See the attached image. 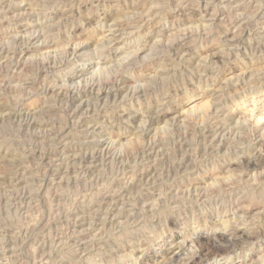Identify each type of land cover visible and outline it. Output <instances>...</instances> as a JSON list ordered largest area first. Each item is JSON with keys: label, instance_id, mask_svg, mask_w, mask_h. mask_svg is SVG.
Instances as JSON below:
<instances>
[{"label": "rangeland", "instance_id": "obj_1", "mask_svg": "<svg viewBox=\"0 0 264 264\" xmlns=\"http://www.w3.org/2000/svg\"><path fill=\"white\" fill-rule=\"evenodd\" d=\"M208 1L211 2L212 4L210 5V3H209L208 10H206L204 8V5H205L204 0H126V1L125 0H116V1L115 0H90V1L89 0H62L63 4L62 3L57 4V7L60 6L59 9H57V10L53 9V11L55 10L54 14H49L50 12H52L51 11L52 8H49L51 5L45 6V7L39 6V7H35V9L37 11L34 9L33 10L31 9L32 11L27 12L28 16L26 13V15H23L21 17H18L17 19H14L13 13L11 11L12 9L11 8L9 9V7L7 5V1L2 0V2H1V0H0V2H1L0 10L2 11V9L4 7L3 11L4 12H5V10L7 11V12H5L6 14L3 11H2L3 14H1L2 12L0 11L1 12L0 13L1 14L0 20H2V22L0 23V50L2 49L1 50L2 53L4 52L1 56L2 58L0 57V63H2L3 66L10 64L7 66L8 68H9V66L12 67V65L14 66L18 62L22 61V56H21L22 50H24L25 48H27L29 46V45H27V44H29V40H27V39H29L30 35H34L35 31H36V35H37V33H39L38 35H40V36L43 34L42 40L47 42L48 45L54 46V42H55V46L59 47V48L62 47L63 45H64L63 47H65L67 45V43L72 44L73 42L77 43L79 41H83L84 39H86V37L95 38L99 33L98 32L99 29H101V28L99 27V28H97V30H98L97 32H93V30H95V27H94L95 21L93 19H91L90 14H94L95 12H100L101 10H102L101 12H103V10H108L111 6H114V5L127 6V5L131 4L132 2H137L136 3L137 4L136 10L139 13L145 12V10L147 9L148 6H152V3H153V6L155 5L158 7L160 5L159 7H162L161 8L162 11L159 9L160 12L158 11L155 14V15H158L159 17H157V16L154 17V15H153V18L152 17L150 18L151 20L146 19L147 21L145 20L143 22H141V20L138 18L136 19V21H139L142 23L141 24L142 28L135 35L134 38L127 39L128 42L126 41V43L130 47L143 46V45L150 46V43H152L151 41L153 39L152 37H156L158 34H159L158 36H161V38H159L161 40V43H162V41H164L165 45L168 42V40L173 38L172 42H170L171 45L167 43V45H168V46L166 45L167 47L164 45V43H162L160 48H163V49L158 48V46L161 43L158 46H156L157 49H155L156 47L150 48L151 51L148 50L146 52L147 54L144 55L142 63H140L141 61H136L137 63L133 67V70L129 72V75L126 74V76L131 78V79H133V77H134V78H138V79L142 80L141 85H146L147 90H148L144 94V95H146V98L141 97L138 100V99H136L137 96H130L131 98L127 97L126 99H120L119 104H117L119 101H117L115 103L113 102L114 105H112V103L109 102V103L105 104L106 108L104 107L105 109L104 108L102 109V107H103L102 104L99 103L97 99H95V96H93L92 97L93 99L92 98L90 99V102H91L90 103V115L87 114V116H86V114L82 115V113H80L82 115V118L76 110H75V112L72 111L74 109H71V107L69 106V104H71V98H72V96H74V95H71L70 93L75 92V94H78L79 91H81V93H82L85 89V87H84L85 82H90V80H96L98 82V80H97L98 75H99V80H100V77L101 78L103 77L102 78L103 80L105 78H107L105 75H103V71L101 72L99 70V67H102V66H99V67H98V65L87 66L88 67V71H87L88 73L86 72V76H88L92 79L85 76V78H88L90 80L85 81V80H88V79H85L84 80L85 82L82 81L80 83L79 80H75V79L71 80L70 76L73 73H75V71L76 72L81 71V69L83 67L79 66V67H75L73 69V67L67 66V64L70 63L69 61L71 60V58H66L67 56H65V55L63 56V54H59L60 59H62L63 61H60L58 56H56V58H58V59H55V60H57L55 62H57V63L61 62L62 63V64L61 63L58 64L59 67L56 68L57 70L56 69H47V71L44 70L46 72L43 73L44 72L43 69L40 68L39 66H37L36 59L34 61H32L31 63L26 64V66L29 65V66H27V71H28L29 76H27L28 75L27 74L23 79L16 82L15 86H17L16 88L18 90V91L14 90L16 92V95L13 94V92H14L13 90L9 91L12 94L11 95L8 92V90H10V88L7 87L6 85L0 84V101H1L2 97L4 98V96L5 97L6 96L7 97L16 96L17 98L16 97H13V98L18 99V94H17V92H18L19 96L22 97V99L19 98L21 101L19 99H18L19 101L17 100V105L19 104L18 107L20 109H25L24 111H27L28 109H33L36 107V109H35L36 111H38V109H39V111H42L44 113L43 114L44 116L38 115L39 116L38 120L43 119V121H44V119L46 118L45 122H47L46 128L44 129L45 132L39 133L38 131H36L37 135H36V133L32 134L36 139L34 137L31 138L30 136H29V138H27V140L30 138L32 139V140L30 139V143L32 144L31 147H32L33 151H32V155L28 159V162L30 161L29 163H27V165L29 166V172H27L28 174L27 173L25 174V177L29 176V179H30L31 174L33 177L31 176L30 180L27 179V177H26L27 184L20 186L21 190L19 189V187H18L19 190L17 188H16V190H15V188L14 189L12 188L14 192L18 193L17 195H16V193L12 192L11 188L0 190V196L1 195L4 196V197H2V196L0 197V200L2 199L0 201V203H1L0 204V223L3 221L2 225L0 224V236H1V238H0V240H1L0 241V261L1 262H0V264H47V263L48 264H68V263L69 264H147L148 262H150L151 264H156V263L160 264L161 263L160 261H162L164 256L171 257V256H173L172 253H175V252H176V254H178L177 257H179V258H177L175 262H171L172 264H192L191 263V261L193 260L192 258L193 257L195 258L197 255L202 254V256L204 258H207V257L210 258V256H208V255L214 253L213 248H210V243L215 241V239L217 238L218 232H220V231L229 234L228 240L230 241V244L232 245V247L230 246L231 249H230V247H228V251H231V253L234 254L233 258H230V259L226 258L224 260L212 262V263L206 262L205 264H240V263L243 264L244 263L243 260L239 258V255L241 252V247H239V245H236L237 243H235L233 241V238L231 236V233H233L236 229H240V231H243V236H242L243 238H248V239L250 238V240L252 241L251 245L247 249L242 250L243 256L244 257L246 256L245 257L246 261L251 259L252 264H261V262L264 263V229H263L264 228V217H263L264 216V182H263L264 181V175H263L264 174V152L261 150V146H260L261 144L260 145L258 144L257 146L254 145V142L249 139V136H248V138H246L242 141L239 140L241 142H239L238 140L234 141V143L229 145V146H231V148H233V149L234 148L240 149V153H239V156L238 155H237V157L234 156L235 158L233 156H231L230 158H233L231 160L232 161L234 160V162H236L237 164L232 163V162L228 163V164L224 163L219 167L220 169L219 168L216 169L215 173L213 174L214 175L213 177L215 178L217 176H220L219 177L220 180L219 179L215 180L216 184L214 187H212L213 188L212 191H211V188L208 190H204L203 188H196V187L191 185L193 187L192 188L189 185L190 180H187L188 174H189V172H191V169H187V168H189L191 166L192 162L195 163V162L199 161L202 158V156L205 159L208 158V156L205 152H201V153L198 152L199 147H197V141H194L193 146L185 143L186 141H188L185 139L190 140L192 135L195 136L194 131H192L191 129L189 130L185 124H184V126L182 125L179 127V125H177V123H175V124L172 123L169 126H167V128H168V129L166 128L167 130L164 128L163 132L161 130L160 132L156 133L157 135L154 132H152L151 134L140 133L141 137H137L138 136V134H137V136H135V137L139 140L138 141V140H136V138L132 134V132L134 131L133 128H135V126L137 127V125L132 124L131 121L127 122V120H124L123 118H121V114H120L123 109H130L133 111V113H134L133 115H135V114L138 115L140 113V115H138L137 118L141 119L142 114H143L142 112H144L146 110V107L152 106L153 108H157L159 106V104L164 99H168V98L173 99L176 97L177 99H179L180 101L183 102L184 98H185L184 97L185 91L187 89H191L194 86V84L196 83L197 77L199 78V75H201V72L198 71V73H197V71H195L194 68H192V67L197 66L196 61L199 60V57L201 58L202 55L210 54L212 50H214L216 47H218V45H220L221 40H222V44H223V40H225V39L226 40L228 39L232 42L234 41L233 43H224V50L226 49L227 51L225 50L223 52V55L220 58L218 57L215 59V61L217 62V64L219 66H227L226 69L229 68L228 66H237L238 65L237 63H239V61L243 62L245 58H246V61L248 62L250 59H251L250 61L257 60L259 58V56L261 57L264 55V50H263L264 46H261V50H260V47L259 48L257 47V48H251L247 53H244L242 51L243 52V55H242L241 51L237 50V49H241V48H238L235 45L236 44L235 40H239L243 36V33L245 34L244 31H246V29L260 30L261 32H263L262 37L264 39V0H235V1H238L239 5H241L237 11L222 10V8L220 7V5L217 4V2L214 3V1H211V0H208ZM69 2H71L70 4H72L73 6L70 5ZM213 3H214V5H213ZM102 4H103L104 8H103ZM111 4H113V5H111ZM1 6H2V8H1ZM92 6H93V8H92ZM100 6H101V8H100ZM65 7H66V9H65ZM71 7H73V8H71ZM260 7H261V9H260ZM39 8L41 9L40 10L41 14H38V15L36 14L37 15L36 18L39 20V21L38 20L36 21V18L33 16H36L34 14L35 12L36 13L39 12V10H38ZM8 9L10 11H8ZM67 9H71V10L69 12H67ZM125 9L127 11L131 10L129 7H125L124 10ZM206 11H208V12H206ZM55 12H56V14H55ZM77 12H78V14L76 15ZM29 13H31V14H29ZM73 13H75V14H73ZM8 14L10 17L8 16ZM44 14H46V15H44ZM207 14H208V17H207ZM209 14H211V15L213 14L216 16V17H214V20H209ZM238 15H242V19H243L244 23H243V21H241V22L236 21ZM30 16H32V17H30ZM228 16H230V17H228ZM52 17H54V19L57 18L54 21L55 22L54 23L55 27L53 29L54 32L53 31L51 32L45 28V23L47 22L46 24L50 25V22H52V20L50 22H49V20L52 19ZM65 17H66V19H64ZM235 17H236V20H234ZM7 18H10V20H8ZM46 18H47V20H45ZM225 18H226V20H225ZM63 19H64V21H63ZM85 19H87V20H85ZM228 19H230V20H228ZM16 20L18 23L16 22ZM173 20H174V22H173ZM31 21H33V24L31 23ZM68 21H69V23H68ZM70 21H72V22H70ZM92 21H93V23H92ZM61 22L63 25H61ZM191 22L196 23V24L199 23V25L202 24L201 29L199 28L200 31H199V29L197 31L198 35H196L197 34L196 32L195 33L193 32V34L189 32V33H187V35H186V33H184L185 35L182 34L181 32L183 31V29L187 28L191 24ZM35 23L40 24L41 26H39ZM203 23H205V24L203 25ZM56 24H58V25H56ZM207 24H210V25L207 26ZM237 24L238 25L242 24V25L238 26ZM64 25H65V27H63ZM222 25H223V27H222ZM243 25H245V26L243 27ZM22 27H24V28H22ZM56 27H58L57 29H59V30H57ZM6 28H8V29H6ZM69 28H70V30H68ZM222 28H224L223 29L224 31L222 30ZM42 29H43V33L40 32ZM23 30H25V31H23ZM44 30H46V31L44 32ZM31 31L33 34L31 33ZM207 31H209V33H207ZM81 32L83 33L82 35H80L81 37L80 36L74 37ZM178 32L180 33V35ZM46 33L47 34L51 33L52 35L48 34L49 36H47ZM23 34H25V36ZM57 34H59V36ZM90 34H91V36H90ZM174 34L178 35L179 37L174 36ZM14 35H15V37H14ZM138 35H139V37H138ZM26 36H28V37H26ZM170 36H172V37H170ZM23 37H26V38L24 39ZM67 37H68V39H67ZM186 37L187 38L189 37V38L187 39ZM8 38L11 41L8 40ZM48 38H49V40H48ZM179 38L181 40H184V42L180 41ZM184 38H186V39H184ZM200 38H202V39L200 40ZM58 39H59V41H58ZM190 39L192 40V42H190ZM130 40H132V41H130ZM129 41H130V43H129ZM194 41H195V43L193 44ZM64 42H66V43H64ZM1 43H3L2 44L3 46L1 45ZM22 43H24V45H22ZM49 43H52L53 45L49 44ZM179 43L180 44L184 43L183 44L184 48L178 50L177 45H179ZM163 46L166 48H164ZM168 47H170V48H168ZM244 47H245V44H244ZM10 48H12V51H8V50H11ZM255 49L256 50L258 49V51L256 52ZM109 50L107 48H105L103 53H98L95 56V58H97L96 62L103 61L108 56V53L110 52ZM158 50L159 51L161 50V51L158 52ZM169 50H171V51H169ZM228 50H231V51H228ZM259 50L262 51V53L259 52ZM151 52H153V55L151 54ZM148 53H150V54H148ZM154 53H156V54L154 55ZM161 53H163V54H161ZM238 53H240V54H238ZM200 54H202V55H200ZM226 54L228 57L226 56ZM6 55H8V56H6ZM37 55L35 53L36 57H37ZM60 55H62L63 57ZM20 57H21V59H20ZM9 58H11V59H9ZM234 58H236V60ZM247 58H249V59H247ZM196 59H198V60H196ZM106 60H107V58H106ZM189 60H191V61H189ZM13 61H15L17 63H15ZM258 61H259V63L261 62L260 60H257V63H258ZM64 62H66V63H64ZM86 62L87 61H83L82 64H84V66H85ZM158 62H160V63H158ZM3 63H6V64L4 65ZM143 63H144V65H143ZM30 65H32V66L30 67ZM61 65H63L64 68L69 67V70H67V72L65 73L68 75H62V74L58 73L60 70L63 69V68L60 69ZM77 65H79V63H77ZM34 67L39 68V70L36 69V71H35ZM168 67L172 72L171 73L168 71V73L170 74L168 76L169 82L168 81L165 82L166 85L161 87L160 82H156V81H158L157 80L158 79L157 74L159 71H162L163 68H168ZM160 69H162V70H160ZM91 72L93 73V75L89 74ZM173 73H175V74H173ZM39 74H41V75H39ZM45 74H47V75L44 78ZM195 74H197V76H194ZM96 75H97V77H96ZM132 75H134V76H132ZM149 75L151 76L150 80H148V78L150 77ZM154 77H155V79H154ZM156 77H157V79H156ZM194 77H195V80H193ZM49 78H51V79H49ZM54 78H55V80H54ZM57 78H60V79L58 80ZM46 79H48V80H46ZM47 81H48V83H47ZM170 81H171V84H169ZM50 82H51V85L49 84ZM64 82H66L65 83L66 85H64ZM73 82H75V83H73ZM42 83H44V84H42ZM52 83H53V85H52ZM37 84H38V86H37ZM154 84H156V85H154ZM20 85H21V87H20ZM76 85H79V86H76ZM151 85H153V86H151ZM4 86H5V89H3ZM49 86L51 88H49ZM81 86H83L84 88H82ZM59 87L61 88V91H60ZM67 87H69L68 91H66ZM76 87L79 89H77ZM7 88H9V89L7 90ZM53 88H54V90H52ZM72 88H74L75 90L73 89L74 90L73 91ZM167 88H169V89H167ZM55 89H57V90L55 91ZM69 89H71V90L69 91ZM82 89H83V91H82ZM162 89H165V92H163ZM58 90H59V92H58ZM64 90H65L66 96H68L67 98H65L66 96L64 95L65 94ZM1 91H3L4 93ZM52 91L53 92L55 91L54 92L55 94L52 93ZM67 92H69V93H67ZM50 93H51V97H50ZM61 93H62V95H61ZM150 93H151V95H149ZM25 94H27V95L25 96ZM52 95H53V97H52ZM56 95L58 96V98ZM152 95H154V96H152ZM62 96H64L63 99L61 98ZM70 96H71V98H69ZM249 96L251 97L252 95H249ZM49 97H50V99H49ZM53 98L56 101L53 100ZM68 99H69V101H68ZM147 99H148V101H145ZM260 99L262 102H259L258 106H259L260 110H262L264 108V97H262ZM49 100L52 101V103ZM65 100L68 102H66ZM94 101L98 104L95 105L96 103ZM166 101H168V100H165V103H166ZM125 102L127 104H125ZM92 103L94 104V106H91V105H93ZM155 103H156V105H154ZM46 105L49 108V110L46 107ZM51 105H52V107L53 106L54 107L51 108ZM42 106H43V108H42ZM124 106H125V108H124ZM97 108H100V110L101 109L102 110L100 111ZM160 108H161L160 110L164 109V111H161V113H159L157 116H159L160 118H164V120L171 121V119L175 115V110L177 109V107L172 106V109H171L172 111L169 112L170 114H166V113L164 114V112L166 111V108L164 106H161ZM53 109H55V110H53ZM113 109H116V110L118 109V110L116 111ZM137 109H138V111H137ZM44 110H45V112H44ZM71 111L74 113H71ZM96 112H98L97 114H99V115H97ZM102 113H104V114L101 115ZM51 114L53 116H51ZM94 114H96V115H94ZM57 115H59V116H57ZM76 115H78V116H76ZM60 116H62L61 117V118H63L62 120L59 118ZM57 117H58V119H57ZM76 117H79V120ZM47 118H49V120ZM51 118L54 119V121H52ZM62 121L65 123H62ZM84 123L85 124L87 123L88 125H85ZM99 123H100V125H99ZM58 124H60V126ZM138 125H140V124H138ZM94 126H95V128H94ZM85 127H87L88 129ZM92 127L95 130H93ZM169 128H170V130H169ZM185 128H187V129H185ZM61 129H64V130H62L63 132L61 131ZM91 130H93V132ZM174 130H176V131H174ZM187 130H189L191 133ZM49 131H53V132L50 133ZM87 131H88V133H87ZM98 131H101L102 134L99 133ZM85 132L87 134H85ZM108 132H109V134H107ZM177 132H180L181 134L177 133ZM187 132H189V133H187ZM49 133H50V135H49ZM67 133H68V135H67ZM119 133L124 134L125 136H127V138L122 140V142H121L122 144L121 143H115V144L110 145V143H109L110 140L115 141L117 134H119ZM72 134L73 135L75 134V135L72 136ZM77 134H78V136H77ZM100 134H101V136H100ZM187 134L189 135V137ZM38 135H40L42 137V140H41V137ZM87 135H89V136H87ZM154 135H156V136H154ZM65 136H67V138ZM96 136H98L99 139ZM63 138H66V139H63ZM68 138H71V139L69 140ZM95 138H96V141H95ZM108 138H109V140H108ZM161 138H163V139H161ZM112 139H114V140H112ZM164 139H166V140H164ZM72 140L75 141L76 143L75 142L72 143ZM97 140L99 143L97 142ZM99 140L100 141L103 140V141H101L102 143ZM245 140L247 143L245 142ZM248 140H249V142H248ZM36 141H40L43 143L42 144L40 142L37 143ZM78 141H80L79 144H77ZM82 141L88 142V144H85V143L81 144ZM47 142H48V144H47ZM125 142L128 143V144H126V146H125ZM38 144L40 147H42V146L43 147L39 148ZM123 144H124V146H123ZM136 144H137V146H136ZM151 147H152V149H151ZM51 148L54 151H52ZM196 150H198V151L196 152ZM244 150H246V151H244ZM120 151H122V152H120ZM191 151L194 152V154ZM33 152H35V153H33ZM76 155H77V158H76ZM200 156H201V158H200ZM133 157H135V158H133ZM189 157L190 158L192 157V158L190 159ZM192 159H193V161H192ZM235 164L237 166H235ZM256 164H257V166H256ZM179 165H181L180 166L181 168L179 167ZM176 166H177V168H176ZM228 168H230L229 170H231V171H229L230 173L226 172V170H228ZM44 169H45V171H44ZM184 169H186V171ZM41 170H42V172H41ZM40 173H42V174H40ZM231 173H232V175L237 174V176H232ZM234 173H236V174H234ZM228 174L231 175L230 179L231 178L235 179V177H237V178L235 180L229 179L228 181H224L223 179H221L223 176H227ZM256 174H258V175H256ZM123 175H124V177H123ZM169 175L171 176V178ZM174 175H175V177H174ZM257 176L260 180L257 178ZM66 177H68V178H66ZM177 177H179V178H177ZM184 179H186L187 181H183ZM237 179H239L240 181L238 182ZM35 180H36V182H35ZM138 180L139 181L141 180V181L139 182ZM217 180L221 181L222 184L220 182H218ZM28 181H29V183H28ZM233 181H237L238 183L237 182L236 183L237 184L240 183V184L237 185L235 182L233 183ZM254 181L256 182V184L254 183ZM119 182L121 185H119ZM208 182L212 183L213 180L212 181L209 180ZM224 182H226V183H224ZM230 182H232L233 185L230 184ZM170 183L174 184V185H171ZM245 183L248 186H245L246 185ZM257 183H258V186H257ZM220 184L223 186H221ZM225 184H227V185H225ZM228 184H230V185H228ZM103 185H106V186H103ZM240 185H242V186H240ZM25 186H26V189H24ZM28 186H29V188H28ZM200 186H203V184H200ZM219 186L221 187L220 190L215 189V188H220ZM226 186H227V188H226ZM49 187H51V188H49ZM230 187H231V189H230ZM234 187H235V189H234ZM118 188H119V190H118ZM187 188H190V189H187ZM223 188L226 189V191ZM243 188H245V189H243ZM255 188H257V189H255ZM140 189H142V190L140 191ZM186 189H187V191H186ZM8 190L11 193H9ZM98 190H100V191H98ZM164 190H166V191H164ZM177 190H180V191H177ZM216 190H218L217 193H216ZM222 190L225 192H222ZM1 191H3V194H1L2 193ZM18 191H20V192H18ZM57 191H59V192H57ZM175 191H176V193H175ZM252 191H254V193ZM22 192H23V194H22ZM100 192H102V194ZM177 192H179V194ZM96 193H98V194L95 195ZM212 193H214V194L212 195ZM244 193H247V194H244ZM251 193H253V194H251ZM74 194H76V195H74ZM228 194H230V195H228ZM249 194H251V196ZM91 195L93 197H90ZM248 195H249V197H247ZM13 196H15V197H13ZM86 196H88V197H86ZM255 196H257L258 198H256ZM48 198H51V199H48ZM9 199L11 202L9 201ZM45 199L49 200V202L48 201L46 202ZM224 200L227 203H225ZM105 204L108 206V208ZM154 204H156V205H154ZM189 206H190V209H189ZM141 207H142V210H141ZM83 208H84V210H83ZM163 208L166 210H163ZM39 209H40V211H39ZM105 209L106 210L108 209V210L106 211ZM195 209H197V210L195 211ZM57 212H60V213H57ZM139 213L140 214L142 213V214L140 215ZM190 213H192V214H190ZM56 214H57V216H56ZM86 214H87V216H86ZM28 215H29V217H28ZM128 215H130L131 217ZM95 216H97V217H95ZM150 217H151V219H150ZM36 218H37V220H36ZM135 218L137 219V221ZM178 218H180V219H178ZM194 218H196V219H194ZM140 219H142V220H140ZM126 220H128V223ZM223 220L227 221L226 222L227 224L225 227H223L221 229H219V228L214 229V228L209 227L210 224L212 225V223L213 224L222 223ZM4 222H5V224H4ZM205 222H208V225L204 228V230L202 229V231H200V232L196 231V233H195V229L198 227L197 225H200V223L202 225ZM7 223H9V224L7 225ZM33 224H34V226H33ZM65 224H66V226H64ZM9 225L12 227H10ZM165 225H166V227H165ZM140 226H143V227H140ZM21 229H22V231H21ZM84 229H86V230H84ZM134 229H136V230H134ZM11 230H12V232H11ZM107 230L110 232H108ZM17 231H18V233H17ZM135 231L137 233L139 232L137 234V236L135 235L136 234ZM159 231H161V232H159ZM153 232L156 234V238H155L156 241L152 244V246L150 247V250L159 243H162L161 247H163V250L162 251L160 249L157 250L156 254L151 253V251L144 250L146 248L149 237L153 234ZM140 234H141V236H140ZM10 235L13 238H10ZM49 236H51V237H49ZM14 237L16 238V240ZM89 237H90V239H89ZM36 238H37V240H36ZM107 238H108V240H107ZM84 241H86V242H84ZM130 243H131V245H130ZM37 245H39V246H37ZM84 245H85V247H84ZM17 246H18V248H17ZM105 246H108V248H106ZM29 247H30V249H29ZM12 248H14V249H12ZM50 248H51V250H50ZM16 249H18V250H16ZM76 249H78V250H76ZM26 250H27V253H26ZM114 250H116V251H114ZM10 255H11V257H10ZM116 255H117V257H116ZM18 256H19V258H18ZM74 256H76V257H74ZM100 256H102V258ZM46 260H48V261H46ZM62 261H63V263H62Z\"/></svg>", "mask_w": 264, "mask_h": 264}, {"label": "bare ground", "instance_id": "obj_2", "mask_svg": "<svg viewBox=\"0 0 264 264\" xmlns=\"http://www.w3.org/2000/svg\"><path fill=\"white\" fill-rule=\"evenodd\" d=\"M5 1V0H4ZM7 1V5L9 7V9L11 8L12 10V13H13V17L14 19H17L18 17H21L23 15H26L27 12L29 11H32L33 9H35V7H39V6H49L51 5L49 8H52V12H50L49 14H54V11L59 9V7H57V4L58 3H62V0H6ZM90 1V0H89ZM116 1V0H115ZM126 1V0H125ZM211 1H214L217 2L218 5H220V7L222 8V10H227V11H237L239 9V7L241 5H239L238 1H235V0H211ZM2 2V0H1ZM0 2V4H1ZM92 2V1H91ZM124 2V1H123ZM129 2V1H128ZM142 2V1H141ZM5 3V2H4ZM68 3V2H67ZM71 2H69L70 4ZM118 3V2H117ZM120 3V2H119ZM137 2H132L131 4L127 5V6H122V5H114V6H111L108 10H103V12H95L94 14H90V17L91 19H93L95 21V30H93V32H97V28H101L99 29V33L98 35L95 37V38H88L86 37V39H84L83 41H79L77 43H72V44H68L63 47H56L55 46V42H54V46H51V45H48L47 42H45L44 40H42V35H38L39 33H37L36 35V31L34 32V35H30L29 39V45L27 48H23L24 50H22V61L21 62H15L17 64H15L14 66L12 65V67L9 66V68L7 67L8 65H5L6 63H3L5 66L2 65V63H0V84H3V85H6L7 87L10 88V90H8L9 88H7L8 92L11 91V90H17V86L16 85V82L17 81H20L21 79H23L27 74H28V71H27V65L28 63H31L32 61H34L36 59V64L37 66H39L40 68L47 71V69H56L58 68V64H60L61 62L57 63L55 61V59H58L60 61H63L62 59H60L59 57V54H63V56H67L66 58H71V60L69 61L70 63L67 64V66L69 67H73V69L75 67H83L81 69V71H75V73H73L71 76H70V79L71 80H79V82L81 83L82 81L85 82V81H89L90 77L86 76V72L88 71V67L87 66H92V65H98L99 66H102V67H99V70L102 72L103 71V75H105L107 78H105L104 80L100 77V80H99V75H98V82L96 80H90V82H85V89L83 91L82 89V93L81 91L78 92V94H75V92H71L70 94L71 95H74L69 97L71 98V104H69V106L71 107V109H74L72 111L75 112V110L80 114L82 113V115L86 114H89L90 115V99L95 96V99L98 100L99 103L102 104V109L105 107V104L111 102L112 105L113 102H117L119 101L120 99H126L127 97H130V96H137L136 99H140L141 97H144L146 98V95H144L146 93L147 90V87L146 85H141V81L140 79L138 78H134L131 79L129 77L126 76V74L129 75V72L133 70V67L136 65V61H141L140 63H142L143 61V58H144V55L147 54L146 52L148 50H150V48H154L156 46H158L160 43H161V40L159 38H161V36H156V37H152V43H150V46L148 45H143V46H135V47H130L126 41L127 39H131V38H134L135 35L139 32V30L142 28V23L143 21H145L146 19L147 20H151L150 18L152 17L153 18V15L154 17H159L158 15H155L159 9L161 10L162 7H157V6H153V3H152V6H148L147 9L145 10V12H141L139 13L137 10H136V4ZM139 3V2H138ZM209 3L210 5L212 4L211 2H209L208 0H204V8L206 10H208V7H209ZM213 3V5H214ZM245 3V2H244ZM262 3V2H261ZM3 4V3H2ZM63 4V3H62ZM61 4V5H62ZM65 4V3H64ZM68 4V5H69ZM116 4V3H115ZM162 4V3H161ZM216 4V5H217ZM72 5V4H70ZM78 5V4H77ZM100 5V4H99ZM113 5V4H111ZM125 5V4H124ZM149 5V4H148ZM189 5V4H188ZM199 5V4H198ZM215 5V6H216ZM66 6V5H65ZM73 6V5H72ZM103 6V4H102ZM109 6V5H108ZM256 6V5H255ZM7 7V6H6ZM7 7V8H8ZM125 7H129L131 10L130 11H126L124 10ZM244 7V6H243ZM2 8V6H1ZM41 8V7H40ZM38 9L39 12L38 13H34L35 15L37 14H41L40 10L41 9ZM47 8V7H46ZM73 8V7H71ZM93 8V6H92ZM101 8V6H100ZM104 8V6H103ZM165 8V7H164ZM192 8V7H191ZM220 8V9H221ZM263 8V7H262ZM4 9V7H3ZM2 9V11H3ZM8 9V11H10ZM32 9V10H31ZM53 9H55L53 11ZM66 9V7H65ZM77 9V8H76ZM90 9V8H89ZM176 9V8H175ZM261 9V7H260ZM43 10V9H42ZM71 9H67V12H69ZM213 10V9H212ZM218 10V9H217ZM1 11V10H0ZM1 11V12H2ZM37 11V10H36ZM74 11V10H73ZM72 11V12H73ZM87 11V10H86ZM98 11V10H97ZM140 11V10H139ZM162 11V10H161ZM215 11V10H214ZM0 12V13H1ZM4 12V11H3ZM3 12L1 14H3ZM5 12H7L5 10ZM4 12V13H5ZM57 12V11H56ZM55 12V14H56ZM64 12V11H63ZM79 12V11H78ZM78 12L76 13V15L78 14ZM82 12V11H81ZM160 12V11H159ZM208 12V11H206ZM255 12V11H254ZM259 12V11H258ZM9 13V12H8ZM164 13V12H163ZM162 13V14H163ZM202 13V12H201ZM200 13V14H201ZM244 13V12H243ZM0 14V15H1ZM6 14V13H5ZM31 14V13H29ZM47 14V13H46ZM44 14V15H46ZM75 14V13H73ZM83 14V13H82ZM85 14V13H84ZM225 14V13H224ZM36 16H33V17H37ZM43 15V14H42ZM41 15V16H42ZM71 15V14H70ZM69 15V16H70ZM80 15V14H79ZM244 15V14H243ZM7 16V15H6ZM5 16V17H6ZM9 16V14H8ZM27 16H28V13H27ZM63 16V15H62ZM68 16V15H67ZM199 16V15H198ZM1 17V16H0ZM10 17V16H9ZM16 17V18H15ZM32 17V16H30ZM44 17V16H43ZM80 17V16H79ZM204 17V16H203ZM207 17H208V14H207ZM214 17H216L215 15H211L209 14V20H214ZM230 17V16H228ZM234 17V16H233ZM23 18V17H22ZM26 18V17H25ZM24 18V19H25ZM45 18V17H44ZM56 18V17H55ZM86 18V17H85ZM140 19L141 22L139 21H136V19ZM149 18V19H148ZM232 18V17H231ZM246 18V17H245ZM250 18V17H249ZM8 20H10V18H7ZM43 19V18H42ZM57 19V18H56ZM54 17H52V19L49 20V22L52 20V22H50V25H47L45 23V28L49 31H53L54 27H55V20ZM59 19V18H58ZM61 19V18H60ZM66 19V17L64 18ZM63 19V21H64ZM80 19V18H79ZM84 19V18H83ZM176 19V18H175ZM181 19V18H180ZM208 19V18H207ZM206 19V20H207ZM251 19V18H250ZM4 20V19H3ZM13 20V19H12ZM19 20V19H18ZM34 20V19H33ZM38 19L36 18V21ZM41 20V19H40ZM47 20V18L45 19ZM74 20V19H73ZM82 20V19H81ZM80 20V21H81ZM87 20V19H85ZM89 20V19H88ZM146 20V21H147ZM179 20V19H178ZM197 20V19H196ZM226 20V18H225ZM230 20V19H228ZM234 20H236V17L234 18ZM252 20V19H251ZM22 21V20H21ZM20 21V22H21ZM35 21V20H34ZM39 21V20H38ZM60 21V20H59ZM62 21V20H61ZM62 21V22H63ZM163 21V20H162ZM237 22H241L243 21L242 19V15H238L237 16ZM2 22V20H0V23ZM15 22V21H14ZM17 22V20H16ZM15 22V23H16ZM27 22V21H26ZM30 22V21H29ZM43 22V21H42ZM61 22V25H63ZM72 22V21H70ZM89 22V21H88ZM174 22V20H173ZM18 23V22H17ZM23 23V22H22ZM31 23L33 24V21H31ZM69 23V21H68ZM80 23V22H79ZM90 23V22H89ZM93 23V21H92ZM212 23V22H211ZM214 23V22H213ZM221 23V22H220ZM244 23V21H243ZM242 23V24H243ZM246 23V22H245ZM24 24V23H23ZM22 24V25H23ZM26 24V23H25ZM37 24V23H35ZM66 24V23H65ZM84 24V23H83ZM190 24V23H189ZM205 23H203L204 25ZM219 24V23H218ZM236 24V23H235ZM234 24V25H235ZM242 24L238 25V26H241ZM14 25V24H13ZM39 26H41L40 24H37ZM58 25V24H56ZM202 24L199 25L196 24V23H192L185 29H183V31L181 32L182 34L186 33H192L193 32L197 33L196 35H198V29L200 28L201 29V26ZM210 24H207V26H209ZM212 25V24H211ZM232 25V24H231ZM18 26V25H17ZM28 26V25H27ZM44 26V25H43ZM42 26V27H43ZM206 26V25H205ZM206 26V27H207ZM218 26V25H217ZM245 25H243L244 27ZM26 27V26H25ZM33 27V26H32ZM65 27V25L63 26ZM223 27V25H222ZM234 27V26H233ZM253 27V26H252ZM24 28V27H22ZM39 28V27H38ZM58 27H56L57 29ZM61 28V27H60ZM68 28V27H67ZM72 28V27H71ZM208 28V27H207ZM219 28V27H218ZM8 29V28H6ZM199 29V31H200ZM221 29V28H220ZM224 28H222L223 30ZM239 29V28H238ZM244 29V28H243ZM4 30V29H3ZM34 30V29H33ZM36 30V29H35ZM40 30V29H39ZM38 30V31H39ZM59 30V29H57ZM65 30V29H64ZM70 30V28L68 29ZM67 30V31H68ZM236 30V29H235ZM8 31V30H7ZM25 31V30H23ZM46 30H44L45 32ZM89 31V30H88ZM147 31V30H146ZM161 31V30H160ZM178 31V30H177ZM224 31V30H223ZM41 33H43V29L40 31ZM54 32V31H53ZM91 32V31H90ZM143 32V31H142ZM149 32V31H148ZM213 32V31H212ZM238 32V31H237ZM245 34L243 33V36L239 39V40H235V45L238 47V48H241V49H237L239 51H241L242 55H243V52L244 53H247L251 48H259L260 47V50H261V46H264V39H263V35L260 30H252V29H246V31H244ZM28 33V32H27ZM32 33V31H31ZM162 33V32H161ZM177 33V32H176ZM179 33V32H178ZM207 33H209V31H207ZM218 33V32H217ZM216 33V34H217ZM33 34V33H32ZM47 34V33H46ZM49 35L51 33H48ZM47 34V36H49ZM68 34V33H67ZM83 33H79L77 34L76 36L74 37H78L80 35H82ZM92 34V33H91ZM90 34V36H91ZM147 34V33H146ZM151 34V33H150ZM173 34V33H172ZM25 36V34H23ZM22 35V36H23ZM29 35V34H28ZM52 35V34H51ZM59 36V34H57ZM93 35V34H92ZM141 35V34H140ZM180 35V33H179ZM185 35V34H184ZM201 35V34H200ZM17 36V35H16ZM46 36V37H47ZM173 36V35H172ZM170 36V37H172ZM174 36H178L176 34H174ZM190 36V35H189ZM206 36V35H205ZM239 36V35H238ZM15 37V35H14ZM28 37V36H26ZM26 37H23L24 39ZM51 37V36H50ZM62 37V36H61ZM81 37V36H80ZM93 37V36H92ZM139 37V35H138ZM179 37V36H178ZM197 37V36H196ZM233 37V36H232ZM17 38V37H16ZM15 38V39H16ZM21 38V37H20ZM45 38V37H44ZM181 38V37H180ZM179 38V39H180ZM187 38V37H186ZM184 38V39H186ZM189 38V37H188ZM187 38V39H188ZM206 38V37H205ZM204 38V39H205ZM19 39V38H18ZM68 39V37H67ZM77 39V38H76ZM141 39V38H140ZM139 39V40H140ZM173 39V38H172ZM172 39L168 40V44H170V42H172ZM193 39V38H192ZM202 38H200L201 40ZM8 40H10L8 38ZM14 40V39H13ZM21 40V39H20ZM23 40V39H22ZM49 40V38H48ZM195 40V39H194ZM11 41V40H10ZM18 41V40H17ZM59 41V39H58ZM75 41V40H74ZM132 41V40H130ZM129 41V43H130ZM180 41H183L184 40H181ZM199 41V40H198ZM128 42V41H127ZM148 42V41H147ZM187 42V41H186ZM190 42H192V40L190 39ZM234 42V41H233ZM232 41L230 40H223V44H222V40L220 42V45H218V47H214L215 49L211 51L210 54H206V55H202L201 58L199 57V60L196 61V67H192L194 68L195 71H198L201 72V75H199V78L197 77V80H196V83L194 84V86L191 88V89H185V98H184V101H180L179 99H177L176 97L175 98H168V99H164L157 108H153L152 106H148L146 107V110L144 112H142V117L141 119H138L137 116L140 115V113L137 115H133V111L130 110V109H123L121 111V118H123L124 120H127L128 121H131L132 124L134 125H137V127L135 126L134 131L132 132L133 136H138L137 137H141L140 133H146V134H151L152 132H154L155 134L157 132H160L162 130L163 132V129L167 128V126H169L170 124H175L177 123V125L180 126H184V124L188 127V129L194 131L195 133V136L192 135V137L189 139H185V140H188V141H184L185 143H187L188 145H191L193 146V143L194 141H197V147H199V151L196 150V152H205L208 156L207 159L201 158L200 156V160L191 164V166L187 169H191V172H189L188 174V179L187 180H190V183L189 185L191 186H194L196 188H203L204 190H208L211 188V191H212V187L215 186L216 184V179H219L220 176H217V177H213L216 169H218L222 164H228V163H236L234 162V160L232 161L231 159L233 158H230L231 156H236L237 155L239 156V153H240V149H236V148H231V144L234 143V141L236 140H244L246 138H248L249 136V139L252 140L254 142V145H260L261 146V150L264 152V108L262 110H260L259 106H258V103L259 102H262L260 98L264 97V55L263 56H259V58L257 60H260L261 62L257 63V60H252V61H246V58L244 59L243 62H240L237 63L238 65L237 66H228L229 68L226 69L227 66H219L217 64V62L215 61L216 58H220L222 55H223V52L226 50H224V43H233ZM66 43V42H64ZM70 43V42H69ZM141 43V42H140ZM162 43H164V41H162ZM162 43L158 46L159 49H163V48H160ZM166 43V45H167ZM195 43V41L193 42V44ZM213 43V42H212ZM3 43H1L2 45ZM11 44V43H10ZM49 44H52V43H49ZM63 44V43H62ZM184 43L177 45V49L180 50L182 48H184L183 46ZM191 44V43H190ZM244 44H245V47H244ZM6 45V44H5ZM22 45H24V43H22ZM53 45V44H52ZM165 45V43H164ZM165 45V46H166ZM171 45V44H170ZM3 46V45H2ZM7 46V45H6ZM10 46V45H9ZM12 46V45H11ZM14 46V45H13ZM168 46V45H167ZM166 46V47H167ZM175 46V45H174ZM201 46V45H200ZM22 47V46H21ZM20 47V48H21ZM26 47V46H25ZM164 47V46H163ZM164 47V48H166ZM7 48V47H6ZM107 48L110 52L108 53V56L103 60V61H100V62H96L97 58H95V56L98 54V53H103L104 52V49ZM170 48V47H168ZM167 48V49H168ZM11 50H8V51H12V48H10ZM14 49V48H13ZM157 49V47L155 48ZM154 49V50H155ZM172 49V48H171ZM2 50V49H1ZM0 50V57L2 56V51ZM153 50V49H152ZM262 53V51H260ZM264 50V49H263ZM151 51V50H150ZM161 51V50H160ZM158 50V52H160ZM164 51V50H163ZM171 51V50H169ZM197 51V50H196ZM227 51V50H226ZM228 51H231V50H228ZM243 51V52H242ZM255 51L257 52L258 49ZM9 53V52H8ZM15 53V52H14ZM35 53L37 55V57L35 56ZM157 53V52H156ZM154 53V55L156 54ZM176 53V52H175ZM233 53V52H232ZM17 54V53H16ZM150 54V53H148ZM151 54L153 55V52H151ZM163 54V53H161ZM171 54V53H170ZM240 54V53H238ZM151 55V56H152ZM8 56V55H6ZM56 56H58V58H56ZM62 56V55H60ZM62 56V57H63ZM99 56V55H98ZM104 56V55H103ZM106 56V55H105ZM181 56V55H180ZM225 56V55H224ZM227 56V54H226ZM257 56V55H256ZM101 57V56H100ZM228 57V56H227ZM248 57V56H247ZM2 58V57H1ZM12 58V57H11ZM9 58V59H11ZM65 58V57H64ZM147 58V57H146ZM149 58V57H148ZM154 58V57H153ZM152 58V59H153ZM159 58V57H158ZM161 58V57H160ZM175 58V57H174ZM177 58V57H176ZM21 59V57H20ZM19 59V60H20ZM236 60V58H234ZM249 59V58H247ZM2 60V59H1ZM8 60V59H7ZM58 60V61H59ZM155 60V59H154ZM169 60V59H168ZM173 60V59H172ZM187 60V59H186ZM195 60V59H194ZM240 60V59H239ZM18 61V60H17ZM83 61H87L85 66L84 64H82ZM161 61V60H160ZM180 61V60H179ZM191 61V60H189ZM193 61V60H192ZM228 61V60H227ZM256 61V62H255ZM162 62V61H161ZM194 62V61H193ZM226 62V61H225ZM255 62V63H254ZM66 63V62H64ZM77 63H79V65H77ZM81 63V64H80ZM139 63V62H138ZM145 63V62H144ZM143 63V65H144ZM160 63V62H158ZM182 63V62H181ZM192 63V62H191ZM195 63V62H194ZM223 63V62H222ZM62 64V63H61ZM166 65V64H165ZM230 65V64H229ZM232 65V64H231ZM32 65H30L31 67ZM66 66V67H67ZM69 67L68 68H64L63 65H61L60 69L63 68L62 70H60L58 73L62 74V75H68V74H65L67 72V70H69ZM162 67V66H161ZM35 68V71L36 69L39 70V68ZM97 68V67H96ZM160 68V67H159ZM72 69V68H71ZM173 69V68H172ZM176 69V68H175ZM57 70V69H56ZM162 70V69H160ZM34 71V70H33ZM46 71H44L43 73H45ZM49 71V70H48ZM169 72H171V70L168 68H163L162 71H159L158 72V79L156 77V79L158 81L156 82H160V85L161 87H163L164 85H166L165 82H167L169 80L168 76L170 75ZM173 71V70H172ZM50 72V71H49ZM157 72V71H156ZM31 73V72H30ZM38 73V72H37ZM88 73V72H87ZM144 73V72H143ZM155 73V72H154ZM172 73V72H171ZM33 74V73H32ZM54 74V73H53ZM52 74V75H53ZM59 74V75H60ZM89 74H92L93 73H89ZM102 74V73H101ZM175 74V73H173ZM172 74V75H173ZM189 74V73H188ZM41 75V74H39ZM47 74H45L44 78L46 77ZM56 75V74H55ZM95 75V74H94ZM171 75V76H172ZM29 76V74L27 75ZM57 76V75H56ZM88 77V78H85ZM134 76V75H132ZM150 76V75H149ZM194 76H197V74H195ZM43 77V76H42ZM53 77V76H52ZM58 77V76H57ZM65 77V76H64ZM69 77V76H68ZM97 77V75H96ZM112 77V78H111ZM94 78V77H93ZM151 76L148 78V80H150ZM51 79V78H49ZM58 80L60 78H57ZM85 79H88V80H85ZM96 79V78H95ZM144 79V78H143ZM155 79V77H154ZM182 79V78H181ZM193 79V78H192ZM191 79V80H192ZM48 80V79H46ZM55 80V78H54ZM85 80V81H84ZM147 80V81H148ZM195 80V77L194 79ZM96 83H95V82ZM146 81V82H147ZM22 82V81H21ZM45 82V81H44ZM53 82V81H52ZM169 82V81H168ZM179 82V81H178ZM187 82V81H186ZM193 82V81H192ZM191 82V83H192ZM39 83V82H38ZM48 83V81H47ZM54 83V82H53ZM52 83V85H53ZM66 82H64V85ZM75 83V82H73ZM77 83V82H76ZM165 83V84H164ZM13 84V85H12ZM33 84V83H32ZM44 84V83H42ZM41 84V85H42ZM51 85V82L49 83ZM171 84V81L170 83ZM177 84V83H176ZM63 85V84H62ZM63 85V86H64ZM156 85V84H154ZM38 86V84H37ZM45 86V85H44ZM43 86V87H44ZM70 86V85H69ZM76 86H79V85H76ZM83 86H81L82 88H84ZM153 86V85H151ZM180 86V85H179ZM192 86V85H191ZM21 87V85H20ZM35 87V86H34ZM41 87V86H40ZM58 87V86H57ZM56 87V88H57ZM172 87V86H171ZM49 88H51L49 86ZM60 88V87H59ZM58 88V89H59ZM63 88V87H62ZM68 88L67 87L66 91H68ZM77 88V87H76ZM155 88V87H154ZM5 89V86L4 88ZM29 89V88H28ZM74 88H72L73 90ZM79 89V88H77ZM169 89V88H167ZM6 90V91H7ZM36 90V89H35ZM54 90V88L52 89ZM57 89H55L56 91ZM71 89H69L70 91ZM75 90V89H74ZM73 90V91H74ZM33 91V90H32ZM38 91V90H37ZM54 91V92H55ZM60 91H61V88H60ZM78 91V90H77ZM76 91V92H77ZM153 91V90H152ZM151 91V92H152ZM157 91V90H156ZM163 92H165V89H162ZM3 92V91H1ZM15 92V91H14ZM13 94L16 95V92ZM22 92V91H21ZM41 92V91H40ZM48 92V91H47ZM52 91V93H54ZM59 92V90H58ZM158 92V91H157ZM169 92V91H168ZM4 93V92H3ZM7 93V92H6ZM10 93V92H9ZM8 93V94H9ZM57 93V92H56ZM64 93H65V90H64ZM63 93V94H64ZM69 93V92H67ZM149 93V92H148ZM11 94V93H10ZM18 94V99H22V97L19 96V93L17 92ZM21 94V93H20ZM24 94V93H23ZM55 94V93H54ZM12 95V94H11ZM10 95V96H11ZM27 94H25L26 96ZM37 95V94H36ZM62 95V93H61ZM66 96V93L64 94ZM151 95V93L149 94ZM249 95H252L251 97ZM57 96V95H56ZM55 96V97H56ZM154 96V95H152ZM13 97H16V96H12V97H5L4 98L2 97L1 101H0V190L2 189H10L12 190L13 193H16L13 191V189L16 188L21 190V187L20 186H23L25 184H27V179H29V176H26L25 177V174L27 172H29V166L27 165L28 162V159L29 157L32 155V144L30 143V139L32 137H34L32 134L33 133H36V131H38L39 133L40 132H45L44 129L46 128V125H47V122H45V119L43 121L42 120H38L39 116H44L43 112L42 111H36V107L33 108V109H28L27 111H24L25 109H20L18 106L19 104L17 105V100L16 98H13ZM50 97H51V93H50ZM49 97V99H50ZM53 97V95H52ZM60 97V96H59ZM68 96H66L65 98H67ZM168 97V96H167ZM58 98V96H57ZM62 99L64 98V96L61 97ZM131 98V97H130ZM19 99V100H20ZM61 99V100H62ZM93 99V98H92ZM151 99V98H150ZM159 99V98H158ZM161 99V98H160ZM18 100V101H19ZM53 100H55L53 98ZM60 100V101H61ZM135 100V99H134ZM156 100V99H155ZM165 100H168L166 101L165 103ZM21 101V100H20ZM31 101V100H30ZM50 101V100H49ZM56 101V100H55ZM63 101V100H62ZM66 101V100H65ZM69 101V99H68ZM66 101V102H68ZM128 101V100H127ZM141 101V100H140ZM145 101H148L145 100ZM34 102V101H33ZM52 103V101H50ZM95 102V101H94ZM93 102V103H94ZM129 102V101H128ZM134 102V101H133ZM132 102V103H133ZM155 102V101H154ZM38 103V102H37ZM65 103V102H64ZM92 103V104H93ZM96 103V102H95ZM120 101L117 103L119 104ZM124 103V102H123ZM98 103H96L95 105H97ZM125 104H127L125 102ZM136 104V103H135ZM68 105V104H67ZM134 105V104H133ZM147 105V104H146ZM156 105V103L154 104ZM30 106V105H29ZM28 106V107H29ZM45 106V105H44ZM91 106H94L91 105ZM109 106V105H108ZM117 106V105H116ZM161 106H164L166 108V111L164 112V114H170L169 112L172 111V106H176L177 109L175 110V115L173 116V118L171 119V121L169 120H164V118H160L159 116H157L159 113H161V111H164L163 110H160ZM47 107V105H46ZM45 107V108H46ZM50 107V106H49ZM54 107V106H53ZM52 105H51V108H53ZM60 107V106H59ZM113 107V106H112ZM32 108V107H31ZM39 108V107H38ZM43 108V106H42ZM44 108V109H45ZM48 108V107H47ZM92 108V107H91ZM95 108V107H94ZM106 108V107H105ZM104 108V109H105ZM108 108V107H107ZM110 108V107H109ZM114 108V107H113ZM125 108V106H124ZM139 108V107H138ZM70 109V110H71ZM100 110V108H97ZM101 109V110H102ZM111 109V108H110ZM141 109V108H140ZM174 109V108H173ZM43 110V109H42ZM46 110V109H45ZM44 110V112H45ZM49 110V108H48ZM55 110V109H53ZM92 110V109H91ZM100 110V111H101ZM107 110V109H106ZM112 110V109H111ZM113 110H116V109H113ZM118 110V109H117ZM116 110V111H117ZM136 110V109H135ZM51 111V110H50ZM71 113H74L72 112ZM109 111V110H108ZM120 111V110H119ZM138 111V109H137ZM49 112V111H48ZM54 112V111H53ZM76 112V113H77ZM95 112V111H94ZM93 112V113H94ZM99 112V111H98ZM96 112V114L98 113ZM104 112V111H103ZM50 113V112H49ZM77 113V114H78ZM105 113V112H104ZM104 113H102L101 115H103ZM110 113V112H109ZM47 114V113H46ZM45 114V115H46ZM68 114V113H67ZM78 114V115H79ZM94 114V115H96ZM116 114V113H115ZM76 115V116H78ZM82 115L80 114L81 118H82ZM88 115V116H89ZM93 115V114H92ZM99 115V114H97ZM119 115V114H118ZM51 116H53L51 114ZM59 116V115H57ZM79 116V117H80ZM85 116V117H86ZM62 116H60L59 118L62 120L63 118H61ZM64 117V116H63ZM79 117H76L78 118L79 120ZM90 117V116H89ZM101 117V116H100ZM105 117V116H104ZM43 118V117H42ZM84 118V117H83ZM88 118V117H87ZM94 118V117H93ZM103 118V117H102ZM106 118V117H105ZM49 120V118H47ZM52 119V118H51ZM58 119V117H57ZM96 119V118H95ZM101 119V118H100ZM47 120V121H48ZM88 120V119H87ZM109 120V119H108ZM52 121H54V119H52ZM56 121V120H55ZM60 121V120H59ZM86 121V120H85ZM99 121V120H98ZM103 121V120H102ZM58 122V121H57ZM79 122V121H78ZM88 122V121H87ZM104 122V121H103ZM139 122V123H138ZM54 123V122H53ZM62 123H65L62 121ZM80 123V122H79ZM93 123V122H92ZM96 123V122H95ZM101 123V122H100ZM99 123V125H100ZM108 123V122H107ZM125 123V122H124ZM183 123V124H182ZM85 124V123H84ZM91 124V123H90ZM140 124V125H138ZM60 126V124H58ZM64 125V124H63ZM85 125H88L87 123ZM95 125V124H94ZM98 125V124H97ZM53 126V125H52ZM91 126V125H90ZM89 126V127H90ZM93 126V125H92ZM185 126V127H186ZM84 127V126H83ZM88 127V126H87ZM85 127V128H87ZM106 127V126H105ZM134 127V126H133ZM52 128V127H51ZM93 128V127H92ZM95 128V126H94ZM93 128V130H95ZM142 128V129H141ZM145 130H144V129ZM54 129V128H53ZM57 129V128H56ZM82 129V128H81ZM88 129V128H87ZM97 129V128H96ZM100 129V128H99ZM112 129V128H111ZM168 129V128H167ZM166 129V130H167ZM176 129V128H175ZM187 129V128H185ZM43 130V131H42ZM49 130V129H48ZM58 130V129H57ZM64 130V129H61V131ZM93 130H91L93 132ZM170 130V128H169ZM187 130V131H189ZM47 131V130H46ZM69 131V130H68ZM165 131V130H164ZM173 131V130H172ZM176 131V130H174ZM50 133L53 132V131H49ZM60 132V131H59ZM63 132V131H62ZM84 132V131H83ZM99 133H101V131H98ZM103 132V131H102ZM190 132V131H189ZM187 132V133H189ZM41 133V134H42ZM48 133V132H47ZM49 133V135H50ZM72 133V132H71ZM70 133V134H71ZM88 133V131H87ZM85 132V134H87ZM111 133V132H110ZM173 133V132H172ZM176 133V132H175ZM177 133H180V132H177ZM185 133V132H184ZM191 133V132H190ZM31 134V135H30ZM40 134V135H41ZM64 134V133H63ZM66 134V133H65ZM76 134V133H75ZM74 134V135H75ZM94 134V133H93ZM97 134V133H96ZM102 134V133H101ZM100 134V136H101ZM109 134V132L107 133ZM159 134V133H158ZM181 134V133H180ZM35 135V134H34ZM37 135V133H36ZM38 135V136H40ZM53 135V134H52ZM68 135V133H67ZM72 134V136H74ZM106 135V134H105ZM130 135V134H129ZM145 135V134H144ZM157 135V134H156ZM154 135V136H156ZM163 135V134H162ZM161 135V136H162ZM177 135V134H176ZM188 135V134H187ZM29 136L31 137L30 139L27 140V138H29ZM37 136V137H38ZM44 136V135H43ZM78 136V134H77ZM85 136V135H84ZM89 136V135H87ZM95 136V135H94ZM99 136V135H98ZM98 136H96L98 138ZM132 136V137H133ZM159 136V135H158ZM165 136V135H164ZM163 136V137H164ZM169 136V135H168ZM173 136V135H172ZM171 136V137H172ZM186 136V135H185ZM41 137V136H40ZM45 137V136H44ZM50 137V136H49ZM54 137V136H53ZM67 138V136H65ZM130 137V136H129ZM144 137V136H143ZM170 137V138H171ZM174 137V136H173ZM189 137V135H188ZM35 138V137H34ZM56 138V137H55ZM61 138V137H60ZM66 138H63V139H66ZM127 138V136H125L124 134L122 133H119L117 134V137L115 139V141H111L110 140V145L111 144H115V143H121L123 139ZM136 138V137H135ZM165 138V137H164ZM187 138V137H186ZM36 139V138H35ZM46 139V138H45ZM54 139V138H53ZM69 140L71 138H68ZM99 139V138H98ZM111 139V138H110ZM112 139V140H114ZM163 139V138H161ZM160 139V140H161ZM172 139V138H171ZM178 139V138H177ZM184 139V138H183ZM32 140V139H31ZM41 140H42V137H41ZM49 140V139H48ZM68 140V141H69ZM76 140V139H75ZM92 140V139H91ZM104 140V139H103ZM101 140V141H103ZM109 140V138H108ZM136 140H138L136 138ZM135 140V141H136ZM145 140V139H144ZM166 140V139H164ZM163 140V141H164ZM169 140V139H168ZM44 141V140H43ZM85 141V140H84ZM88 141V140H87ZM95 141H96V138H95ZM100 141V140H99ZM100 141V142H101ZM134 141V142H135ZM139 141V140H138ZM137 141V142H138ZM175 141V140H174ZM179 141V140H178ZM237 141V142H238ZM239 141V142H241ZM251 141V142H252ZM37 143L40 142V141H36ZM75 142L72 140V143ZM80 141H78L77 144H79ZM98 142V140H97ZM246 142V140H245ZM244 142V143H245ZM249 142V140H248ZM34 143V142H33ZM41 144L43 142H40ZM76 143V142H75ZM88 144V142H83L81 144ZM92 143V142H91ZM90 143V144H91ZM99 143V142H98ZM102 143V142H101ZM105 143V142H104ZM107 143V142H106ZM131 143V142H130ZM243 143V142H242ZM247 143V142H246ZM35 144V143H34ZM40 144V145H41ZM48 144V142H47ZM94 144V143H93ZM96 144V143H95ZM122 144V143H121ZM126 143L125 142V146H126ZM138 144V143H137ZM136 144V146H137ZM142 144V143H141ZM145 144V143H144ZM149 144V143H148ZM53 145V144H52ZM108 145V144H107ZM106 145V146H107ZM120 145V144H119ZM135 145V144H134ZM139 145V144H138ZM36 146V145H35ZM34 146V147H35ZM39 146V144H38ZM46 146V145H45ZM49 146V145H48ZM51 146V145H50ZM66 146V145H65ZM113 146V145H112ZM124 146V144H123ZM122 146V147H123ZM234 146V145H233ZM238 146V145H237ZM240 146V145H239ZM251 146V145H250ZM43 147V146H42ZM39 146V148H42ZM75 147V146H74ZM73 147V148H74ZM115 147V146H114ZM121 147V146H120ZM139 147V146H138ZM141 147V146H140ZM166 147V146H165ZM242 147V146H241ZM36 148V147H35ZM48 148V147H47ZM96 148V147H95ZM98 148V147H97ZM109 148V147H108ZM119 148V147H118ZM143 148V147H142ZM180 148V147H179ZM185 148V147H184ZM194 148V147H193ZM130 149V148H129ZM135 149V148H134ZM140 149V148H139ZM152 149V147H151ZM150 149V150H151ZM174 149V148H173ZM187 149V148H186ZM37 150V149H36ZM39 150V149H38ZM52 150V148H51ZM93 150V149H92ZM96 150V149H95ZM161 150V149H160ZM247 150V149H246ZM244 150V151H246ZM254 150V149H253ZM252 150V151H253ZM35 151V150H34ZM50 151V150H49ZM54 151V150H52ZM91 151V150H90ZM134 151V150H133ZM132 151V152H133ZM146 151V150H145ZM177 151V150H176ZM180 151V150H179ZM42 152V151H41ZM40 152V153H41ZM122 152V151H120ZM130 152V151H129ZM152 152V151H151ZM160 152V151H159ZM192 152V151H191ZM35 153V152H33ZM44 153V152H43ZM42 153V154H43ZM50 153V152H49ZM86 153V152H85ZM181 153V152H180ZM194 154V152H192ZM199 153V154H200ZM243 153V152H242ZM246 153V152H245ZM46 154V153H45ZM93 154V153H92ZM113 154V153H112ZM189 154V153H188ZM196 154V153H195ZM34 155V154H33ZM81 155V154H80ZM122 155V154H121ZM133 155V154H132ZM143 155V154H142ZM147 155V154H146ZM184 155V154H183ZM41 156V155H40ZM65 156V155H64ZM119 156V155H118ZM194 156V155H193ZM206 156V157H207ZM249 156V155H248ZM159 157V156H158ZM46 158V157H45ZM76 158H77V155H76ZM85 158V157H84ZM93 158V157H92ZM135 158V157H133ZM132 158V159H133ZM190 158V157H189ZM192 158V157H191ZM190 158V159H191ZM235 158V157H234ZM241 158V157H240ZM34 159V158H33ZM41 159V158H40ZM94 159V158H93ZM157 159V158H156ZM189 159V160H190ZM194 159V158H193ZM192 159V161H193ZM102 160V159H101ZM149 160V159H148ZM154 160V159H153ZM197 160V159H196ZM236 160V159H235ZM52 161V160H51ZM128 161V160H127ZM77 162V161H76ZM75 162V163H76ZM100 162V161H99ZM113 162V161H112ZM131 162V161H130ZM169 162V161H168ZM140 163V162H139ZM158 163V162H157ZM164 163V162H163ZM243 163V162H242ZM41 164V163H40ZM156 164V163H155ZM181 164V163H180ZM237 164V163H236ZM235 164V166H237ZM85 165V164H84ZM121 165V164H120ZM171 165V164H170ZM33 166V165H32ZM44 166V165H43ZM80 166V165H79ZM173 166V165H172ZM181 165H179L180 167ZM248 166V165H247ZM257 166V164H256ZM262 166V165H261ZM88 167V166H87ZM148 167V166H147ZM153 167V166H152ZM171 167V166H170ZM93 168V167H92ZM122 168V167H121ZM177 168V166H176ZM181 168V167H180ZM185 168V167H184ZM259 168V167H258ZM41 169V168H40ZM69 169V168H68ZM80 169V168H79ZM220 169V168H219ZM230 168H228V170H226L227 173H230L229 170ZM254 169V168H253ZM31 170V169H30ZM37 170V169H36ZM87 170V169H86ZM105 170V169H104ZM112 170V169H111ZM169 170V169H168ZM179 170V169H178ZM186 171V169H184ZM45 171V169H44ZM120 171V170H119ZM155 171V170H154ZM224 171V170H223ZM42 172V170H41ZM123 172V171H122ZM159 172V171H158ZM172 172V171H171ZM174 172V171H173ZM178 172V171H177ZM180 172V171H179ZM225 172V173H226ZM35 173V172H34ZM147 173V172H146ZM157 173V172H156ZM226 173V174H227ZM28 174V173H27ZM42 174V173H40ZM236 174V173H234ZM30 175V174H29ZM37 175V174H36ZM133 175V174H132ZM137 175V174H136ZM232 175V173H231ZM230 174H228L227 176H221L224 181H228L231 177ZM240 175V174H239ZM258 175V174H256ZM260 175V174H259ZM264 175V174H263ZM32 176V174H31ZM31 176H30V179H31ZM70 176V175H69ZM117 176V175H116ZM129 176V175H128ZM170 176V175H169ZM232 176H237L236 175H232ZM242 176V175H241ZM254 176V175H253ZM262 176V175H261ZM33 177V176H32ZM65 177V176H64ZM75 177V176H74ZM122 177V176H121ZM124 177V175H123ZM141 177V176H140ZM155 177V176H154ZM160 177V176H159ZM173 177V176H172ZM175 177V175H174ZM260 177V176H259ZM36 178V177H35ZM68 178V177H66ZM149 178V177H148ZM171 178V176H170ZM179 178V177H177ZM237 177H235L236 179ZM250 178V177H249ZM258 178V176H257ZM29 179V180H30ZM33 179V178H32ZM90 179V178H89ZM93 179V178H92ZM91 179V180H92ZM130 179V178H129ZM146 179V178H145ZM164 179V178H163ZM176 179V178H175ZM233 178H231L230 180H232ZM233 179V180H235ZM240 179V178H239ZM239 179L238 182L240 181ZM248 179V178H247ZM246 179V180H247ZM259 179V178H258ZM45 180V179H44ZM158 180V179H157ZM186 179H184L183 181H187ZM209 180H213L212 183L208 182ZM220 180V179H219ZM254 180V179H253ZM252 180V181H253ZM260 180V179H259ZM130 181V180H129ZM139 181V180H138ZM141 181V180H140ZM139 181V182H140ZM166 181V180H165ZM218 181V180H217ZM249 181V180H248ZM257 181V180H256ZM36 182V180H35ZM67 182V181H66ZM91 182V181H90ZM104 182V181H103ZM171 182V181H170ZM182 182V181H181ZM222 184L221 181H218ZM236 183L237 181H233V183ZM237 182V183H238ZM246 182V181H245ZM264 182V181H263ZM29 183V181H28ZM43 183V182H42ZM146 183V182H145ZM151 183V182H150ZM162 183V182H161ZM185 183V182H184ZM226 183V182H224ZM232 182H230V184L233 185ZM236 183V184H237ZM242 183V182H241ZM254 183L256 184V182L254 181ZM31 184V183H30ZM39 184V183H38ZM158 184V183H157ZM156 184V185H157ZM160 184V183H159ZM171 184V183H170ZM177 184V183H176ZM200 184H203V186H200ZM220 184V185H221ZM228 184V185H230ZM240 184V183H239ZM237 184V185H239ZM246 184V183H245ZM249 184V183H248ZM253 184V183H252ZM33 185V184H32ZM93 185V184H92ZM101 185V184H100ZM108 185V184H107ZM119 185L120 182H119ZM153 185V184H152ZM162 185V184H161ZM171 185H174V184H171ZM227 185V184H225ZM236 185V186H237ZM51 186V185H50ZM73 186V185H72ZM103 186H106V185H103ZM160 186V185H159ZM183 186V185H182ZM187 186V185H186ZM191 186V187H192ZM223 186V185H221ZM242 186V185H240ZM245 186H248L247 184ZM252 186V185H251ZM257 186H258V183H257ZM86 187V186H85ZM96 187V186H95ZM109 187V186H108ZM113 187V186H112ZM190 187V188H191ZM220 187V186H219ZM229 187V186H228ZM233 187V186H232ZM256 187V186H255ZM13 188V189H12ZM23 188V187H22ZM29 188V186H28ZM41 188V187H40ZM51 188V187H49ZM64 188V187H63ZM101 188V187H100ZM115 188V187H114ZM157 188V187H156ZM160 188V187H159ZM190 188H187V189H190ZM193 188V187H192ZM225 188V187H224ZM223 188V189H224ZM227 188V186H226ZM18 189V190H19ZM24 189H26V186L24 187ZM23 189V190H24ZM67 189V188H66ZM65 189V190H66ZM76 189V188H75ZM103 189V188H102ZM105 189V188H104ZM144 189V188H143ZM168 189V188H167ZM183 189V188H182ZM181 189V190H182ZM186 189V191H187ZM215 189H218L220 190V188H215ZM214 189V190H215ZM231 189V187H230ZM235 189V187H234ZM242 189V188H241ZM245 189V188H243ZM257 189V188H255ZM29 190V189H28ZM50 190V189H49ZM96 190V189H95ZM119 190V188H118ZM138 190V189H137ZM142 189H140L141 191ZM218 190H216V193L218 192ZM226 191V189H224ZM4 191V190H3ZM3 191H1L3 194ZM9 191V190H8ZM7 191V192H8ZM55 191V190H54ZM74 191V190H73ZM78 191V190H77ZM100 191V190H98ZM103 191V190H102ZM166 191V190H164ZM177 191H180V190H177ZM222 190V192H225ZM235 191V190H234ZM258 191V190H257ZM6 192V191H5ZM20 192V191H18ZM24 192V191H23ZM22 192V194H23ZM34 192V191H33ZM38 192V191H37ZM59 192V191H57ZM117 192V191H116ZM153 192V191H152ZM198 192V191H197ZM202 192V191H201ZM254 193V191H252ZM9 193H11L9 191ZM29 193V192H28ZM39 193V192H38ZM102 194V192H100ZM115 193V192H114ZM113 193V194H114ZM137 193V192H136ZM164 193V192H163ZM176 193V191H175ZM179 194V192H177ZM235 193V192H234ZM248 193V192H247ZM247 193H244V194H247ZM251 193V194H253ZM5 194V193H4ZM18 193H16L17 195ZM34 194V193H33ZM36 194V193H35ZM43 194V193H42ZM46 194V193H45ZM63 194V193H62ZM98 193H96L95 195H97ZM130 194V193H129ZM156 194V193H155ZM173 194V193H172ZM214 193H212L213 195ZM219 194V193H218ZM217 194V195H218ZM222 194V193H221ZM233 194V193H232ZM238 194V193H237ZM251 194H249L251 196ZM256 194V193H255ZM261 194V193H260ZM54 195V194H53ZM69 195V194H68ZM76 195V194H74ZM151 195V194H150ZM174 195V194H173ZM230 195V194H228ZM227 195V196H228ZM249 195L247 197H249ZM2 197H4L3 195H1ZM0 196V197H1ZM12 196V195H11ZM45 196V195H44ZM55 196V195H54ZM139 196V195H138ZM209 196V195H208ZM219 196V195H218ZM246 196V195H245ZM15 197V196H13ZM28 197V196H27ZM64 197V196H63ZM88 197V196H86ZM90 197H93L92 195ZM155 197V196H154ZM171 197V196H170ZM188 197V196H187ZM220 197V196H219ZM256 198H258L257 196H255ZM260 197V196H259ZM6 198V197H5ZM77 198V197H76ZM95 198V197H94ZM153 198V197H152ZM160 198V197H159ZM183 198V197H182ZM4 199V198H3ZM8 199V198H7ZM48 199H51V198H48ZM150 199V198H149ZM161 199V198H160ZM186 199V198H185ZM2 200V199H1ZM0 200V201H1ZM28 200V199H27ZM46 200V199H45ZM57 200V199H56ZM61 200V199H60ZM63 200V199H62ZM91 200V199H90ZM117 200V199H116ZM115 200V201H116ZM148 200V199H147ZM158 200V199H157ZM197 200V199H196ZM219 200V199H218ZM258 200V199H257ZM10 201V199H9ZM20 201V200H19ZM30 201V200H29ZM36 201V200H35ZM39 201V200H38ZM49 202V200H46V202ZM74 201V200H73ZM89 201V200H88ZM96 201V200H95ZM101 201V200H100ZM111 201V200H110ZM217 201V200H216ZM225 201V200H224ZM6 202V201H5ZM4 202V203H5ZM8 202V201H7ZM11 202V201H10ZM17 202V201H16ZM72 202V201H71ZM82 202V201H81ZM104 202V201H103ZM142 202V201H141ZM193 202V201H192ZM197 202V201H196ZM220 202V201H219ZM29 203V202H28ZM34 203V202H33ZM61 203V202H60ZM150 203V202H149ZM156 203V202H155ZM211 203V202H210ZM214 203V202H213ZM225 203H227L225 201ZM1 204V203H0ZM17 204V203H16ZM46 204V203H45ZM56 204V203H55ZM165 204V203H164ZM13 205V204H12ZM50 205V204H49ZM52 205V204H51ZM77 205V204H76ZM80 205V204H79ZM106 205V204H105ZM111 205V204H110ZM156 205V204H154ZM166 205V204H165ZM207 205V204H206ZM214 205V204H213ZM248 205V204H247ZM21 206V205H20ZM34 206V205H33ZM107 206V205H106ZM105 206V207H106ZM144 206V205H143ZM146 206V205H145ZM153 206V205H152ZM176 206V205H175ZM224 206V205H223ZM4 207V206H3ZM11 207V206H10ZM57 207V206H56ZM63 207V206H62ZM80 207V206H79ZM83 207V206H82ZM89 207V206H88ZM173 207V206H172ZM194 207V206H193ZM201 207V206H200ZM49 208V207H48ZM47 208V209H48ZM81 208V207H80ZM97 208V207H96ZM108 208V206H107ZM123 208V207H122ZM161 208V207H160ZM159 208V209H160ZM195 208V207H194ZM31 209V208H30ZM37 209V208H36ZM60 209V208H59ZM63 209V208H62ZM124 209V208H123ZM133 209V208H132ZM189 209H190V206H189ZM208 209V208H207ZM213 209V208H212ZM51 210V209H50ZM58 210V209H57ZM84 210V208H83ZM87 210V209H86ZM106 210V209H105ZM104 210V211H105ZM108 210V209H107ZM106 210V211H107ZM141 210H142V207H141ZM155 210V209H154ZM163 210H166L163 208ZM197 209H195L196 211ZM201 210V209H200ZM22 211V210H21ZM29 211V210H28ZM40 211V209H39ZM42 211V210H41ZM63 211V210H62ZM88 211V210H87ZM93 211V210H92ZM153 211V210H152ZM188 211V210H187ZM212 211V210H211ZM14 212V211H13ZM32 212V211H31ZM90 212V211H89ZM95 212V211H94ZM132 212V211H131ZM148 212V211H147ZM154 212V211H153ZM190 212V211H189ZM199 212V211H198ZM49 213V212H48ZM57 213H60V212H57ZM81 213V212H80ZM136 213V212H135ZM200 213V212H199ZM133 214V213H132ZM140 214V213H139ZM142 214V213H141ZM140 214V215H141ZM150 214V213H149ZM183 214V213H182ZM192 214V213H190ZM189 214V215H190ZM5 215V214H4ZM15 215V214H14ZM17 215V214H16ZM30 215V214H29ZM28 215V217H29ZM65 215V214H64ZM92 215V214H91ZM171 215V214H170ZM10 216V215H9ZM35 216V215H34ZM57 216V214H56ZM62 216V215H61ZM87 216V214H86ZM105 216V215H104ZM117 216V215H116ZM130 216V215H128ZM182 216V215H181ZM207 216V215H206ZM19 217V216H18ZM27 217V218H28ZM97 217V216H95ZM103 217V216H102ZM131 217V216H130ZM142 217V216H141ZM160 217V216H159ZM173 217V216H172ZM180 217V216H179ZM186 217V216H185ZM208 217V216H207ZM264 217V216H263ZM13 218V217H12ZM26 218V217H25ZM126 218V217H125ZM129 218V217H128ZM127 218V219H128ZM153 218V217H152ZM177 218V217H176ZM7 219V218H6ZM64 219V218H63ZM117 219V218H116ZM136 219V218H135ZM151 219V217H150ZM164 219V218H163ZM180 219V218H178ZM196 219V218H194ZM18 220V219H17ZM21 220V219H20ZM24 220V219H23ZM37 220V218H36ZM41 220V219H40ZM59 220V219H58ZM101 220V219H100ZM142 220V219H140ZM5 221V220H4ZM32 221V220H31ZM30 221V222H31ZM55 221V220H54ZM96 221V220H95ZM127 223H128V220H126ZM125 221V222H126ZM137 221V219H136ZM135 221V222H136ZM158 221V220H157ZM242 221V220H241ZM3 222V221H2ZM2 222L0 223L2 225ZM36 222V221H35ZM124 222V221H123ZM148 222V221H147ZM227 221H224L222 223H218V224H213L212 225L210 224V228H223L226 226V223ZM10 223V222H9ZM7 223V225L9 224ZM33 223V222H32ZM96 223V222H95ZM134 223V222H133ZM202 223V222H201ZM197 225L198 227L195 229V233L196 231L197 232H200L202 231V229L204 230V228L208 225V222H205L203 223L202 225ZM5 224V222H4ZM12 224V223H11ZM25 224V223H24ZM41 224V223H40ZM48 224V223H47ZM46 224V225H47ZM86 224V223H85ZM101 224V223H100ZM131 224V223H130ZM160 224V223H159ZM15 225V224H14ZM20 225V224H19ZM44 225V224H43ZM87 225V224H86ZM136 225V224H135ZM140 225V224H139ZM10 226V225H9ZM8 226V227H9ZM30 226V225H29ZM34 226V224H33ZM56 226V225H55ZM66 226V224L64 225ZM90 226V225H89ZM125 226V225H124ZM123 226V227H124ZM130 226V225H129ZM191 226V225H190ZM3 227V226H2ZM7 227V226H6ZM12 227V226H10ZM21 227V226H20ZM25 227V226H24ZM23 227V228H24ZM36 227V226H35ZM47 227V226H46ZM92 227V226H91ZM140 227H143V226H140ZM150 227V226H149ZM166 227V225H165ZM16 228V227H15ZM27 228V227H26ZM25 228V229H26ZM34 228V227H33ZM57 228V227H56ZM60 228V227H59ZM88 228V227H87ZM147 228V227H146ZM172 228V227H171ZM237 228V227H236ZM4 229V228H3ZM50 229V228H49ZM79 229V228H78ZM100 229V228H99ZM162 229V228H161ZM174 229V228H173ZM179 229V228H178ZM264 229V228H263ZM8 230V229H7ZM28 230V229H27ZM45 230V229H44ZM86 230V229H84ZM101 230V229H100ZM112 230V229H111ZM116 230V229H115ZM123 230V229H122ZM136 230V229H134ZM157 230V229H156ZM166 230V229H165ZM199 230V231H198ZM22 231V229H21ZM26 231V230H25ZM34 231V230H33ZM81 231V230H80ZM108 231V230H107ZM118 231V230H117ZM139 231V230H138ZM176 231V230H175ZM12 232V230H11ZM14 232V231H13ZM66 232V231H65ZM100 232V231H99ZM110 232V231H108ZM128 232V231H127ZM136 232V231H135ZM144 232V231H143ZM146 232V231H145ZM161 232V231H159ZM8 233V232H7ZM18 233V231H17ZM60 233V232H59ZM58 233V234H59ZM139 233V232H138ZM136 232V236L138 234ZM25 234V233H24ZM61 234V233H60ZM113 234V233H112ZM133 234V233H132ZM145 234V233H144ZM14 235V234H13ZM12 235V236H13ZM109 235V234H108ZM146 235V234H145ZM148 235V234H147ZM151 235V234H150ZM228 235L227 233L225 232H218V235H217V238L215 239V241H213L212 243H210V248H213L214 250V253L213 254H210L208 256H210V258H204L201 255H197L195 258L193 257L191 263L192 264H205L206 262L208 263H212V262H217V261H221V260H224V259H230V258H233V253H231V251H228V247H232V245L230 244V241L228 240ZM4 236V235H3ZM19 236V235H18ZM24 236V235H23ZM30 236V235H29ZM48 236V235H47ZM98 236V235H97ZM127 236V235H126ZM132 236V235H131ZM130 236V237H131ZM141 236V234H140ZM161 236V235H160ZM231 236L233 238V241L235 243H237L236 245H239V247H241V252H240V255H239V258L243 260V264H252L251 262V259L247 260L245 259V257L243 256L242 254V250L243 249H247L252 241L250 240V238H243V231H240V229H236L233 233H231ZM16 237V236H15ZM14 237V238H15ZM51 237V236H49ZM53 237V236H52ZM128 237V236H127ZM133 237V236H132ZM144 237V236H143ZM149 237V236H148ZM147 237V238H148ZM1 238V236H0ZM10 238H13L11 237L10 235ZM45 238V237H44ZM122 238V237H121ZM141 238V237H140ZM156 238V234L153 232V234L149 237V240L147 242V245H146V248L144 250H147V251H151V253L153 254H156L157 250H163V247L162 246V243H159L157 244L155 247H153L151 250H150V247L152 246V244L156 241L155 240ZM4 239V238H3ZM2 239V240H3ZM18 239V238H17ZM46 239V238H45ZM48 239V238H47ZM67 239V238H66ZM90 239V237H89ZM92 239V238H91ZM105 239V238H104ZM132 239V238H131ZM16 240V238H15ZM37 240V238H36ZM51 240V239H50ZM108 240V238H107ZM133 240V239H132ZM1 241V240H0ZM11 241V240H10ZM186 241V240H185ZM211 241V240H210ZM4 242V241H3ZM8 242V241H7ZM49 242V241H48ZM86 242V241H84ZM111 242V241H110ZM162 242V241H161ZM21 243V242H20ZM59 243V242H58ZM81 243V242H80ZM118 243V242H117ZM45 244V243H44ZM61 244V243H60ZM85 244V243H84ZM91 244V243H90ZM94 244V243H93ZM110 244V243H109ZM114 244V243H113ZM13 245V244H12ZM21 245V244H20ZM34 245V244H33ZM48 245V244H47ZM87 245V244H86ZM131 245V243H130ZM39 246V245H37ZM36 246V247H37ZM73 246V245H72ZM80 246V245H79ZM89 246V245H88ZM114 246V245H113ZM2 247V246H1ZM35 247V248H36ZM66 247V246H65ZM78 247V246H77ZM85 247V245H84ZM106 248H108V246H105ZM145 247V246H144ZM209 247V246H208ZM230 247V249H231ZM18 248V246H17ZM62 248V247H61ZM113 248V247H112ZM117 248V247H116ZM14 249V248H12ZM30 249V247H29ZM44 249V248H43ZM110 249V248H109ZM9 250V249H8ZM18 250V249H16ZM33 250V249H32ZM40 250V249H39ZM51 250V248H50ZM78 250V249H76ZM233 250V249H232ZM250 250V249H249ZM49 251V250H48ZM109 251V250H108ZM116 251V250H114ZM113 251V252H114ZM251 251V250H250ZM60 252V251H59ZM72 252V251H71ZM110 252V251H109ZM26 253H27V250H26ZM29 253V252H28ZM34 253V252H33ZM63 253V252H62ZM104 253V252H103ZM122 253V252H121ZM143 253V252H142ZM197 253V252H196ZM209 253V252H208ZM45 254V253H44ZM95 254V253H94ZM100 254V253H99ZM123 254V253H122ZM173 256L171 257H168V256H164L162 261H160L161 263L160 264H172L171 262H175L178 256V254L175 253H172ZM41 255V254H40ZM64 255V254H63ZM106 255V254H105ZM31 256V255H30ZM50 256V255H49ZM48 256V257H49ZM81 256V255H80ZM99 256V255H98ZM120 256V255H119ZM4 257V256H3ZM8 257V256H7ZM11 257V255H10ZM13 257V256H12ZM44 257V256H43ZM76 257V256H74ZM102 258V256H100ZM117 257V255H116ZM19 258V256H18ZM21 258V257H20ZM57 258V257H56ZM91 258V257H90ZM38 259V258H37ZM69 259V258H68ZM74 259V258H73ZM76 259V258H75ZM104 259V258H103ZM63 260V259H62ZM17 261V260H16ZM45 261V260H44ZM48 261V260H46ZM50 261V260H49ZM66 261V260H65ZM101 261V260H100ZM1 262V261H0ZM59 262V261H58ZM109 262V261H108ZM246 262V263H245ZM7 263V262H6ZM9 263V262H8ZM22 263V262H21ZM63 263V261H62ZM65 263V262H64ZM147 263V262H146ZM48 264V263H47ZM69 264V263H68ZM147 264H151L150 262H148ZM157 264V263H156ZM159 264V263H158ZM241 264V263H240ZM261 264H264L261 262Z\"/></svg>", "mask_w": 264, "mask_h": 264}]
</instances>
